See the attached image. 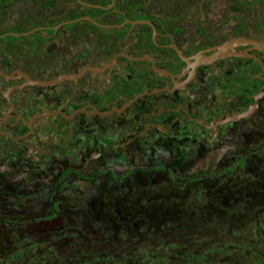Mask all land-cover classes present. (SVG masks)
Returning <instances> with one entry per match:
<instances>
[{
  "label": "flooded vegetation",
  "instance_id": "obj_1",
  "mask_svg": "<svg viewBox=\"0 0 264 264\" xmlns=\"http://www.w3.org/2000/svg\"><path fill=\"white\" fill-rule=\"evenodd\" d=\"M150 1L0 0V264H264V31Z\"/></svg>",
  "mask_w": 264,
  "mask_h": 264
},
{
  "label": "rangeland",
  "instance_id": "obj_2",
  "mask_svg": "<svg viewBox=\"0 0 264 264\" xmlns=\"http://www.w3.org/2000/svg\"><path fill=\"white\" fill-rule=\"evenodd\" d=\"M139 1L141 0H114V6L119 9H128ZM153 6L155 7L153 16L158 23L191 27L194 37H197L198 31L220 29L224 25L231 28L236 25L245 26L247 28L245 31L251 34L256 33V30L264 31V0H151L145 5L147 12ZM246 232L251 233L249 234L251 238L254 236L251 230ZM243 243L259 245L258 257L261 261L264 260V240L259 244L249 240ZM249 252L253 254L254 251L250 248ZM240 255L239 252L233 253L232 262L244 264L245 262L239 261ZM227 261L231 262L230 259ZM207 263L225 264L216 259ZM247 264H253L251 257H248Z\"/></svg>",
  "mask_w": 264,
  "mask_h": 264
},
{
  "label": "water",
  "instance_id": "obj_3",
  "mask_svg": "<svg viewBox=\"0 0 264 264\" xmlns=\"http://www.w3.org/2000/svg\"><path fill=\"white\" fill-rule=\"evenodd\" d=\"M84 6H89V7H94V8H102V6H100V5H93V4H88V3H85V2H81ZM114 6V0H110V3L106 6V7H103L104 9H108V8H111V7H113ZM81 19H84V20H87V21H89V22H91V23H93V24H95V25H100V24H98L96 21H94L93 19H91L90 17H88V16H85V17H82ZM124 23H129V24H147V25H149L151 28H152V35H154L155 34V30H154V28H153V26H152V24L150 23V21H148V20H143V19H138V20H136V21H129V20H125L121 25H123ZM243 40L244 39H238L236 42H235V44H239V43H244L243 42ZM245 41V40H244ZM231 43V42H230ZM230 43H226V44H224V45H221V46H217L216 47V49H217V53H214V54H212V55H210L209 57H208V59L207 60H205V61H209V60H211V59H216V58H219L220 57V53L221 52H223L224 50H226L227 48H229L230 46H231V44ZM248 43H250V44H253V45H255V46H257V47H259L260 45L262 46V47H264V42L262 43V44H258V43H256V42H254V41H248ZM234 44V43H233ZM260 48V47H259ZM213 49V48H212ZM176 51H177V53L179 54V56L180 57H182L183 58V56L180 54V52H179V50H177L176 49ZM237 55H246L245 53H241V54H237ZM197 56L198 55H196V56H194V58H197ZM240 115H244V113H242V114H240ZM235 117H231L230 119H234Z\"/></svg>",
  "mask_w": 264,
  "mask_h": 264
},
{
  "label": "trees",
  "instance_id": "obj_4",
  "mask_svg": "<svg viewBox=\"0 0 264 264\" xmlns=\"http://www.w3.org/2000/svg\"><path fill=\"white\" fill-rule=\"evenodd\" d=\"M85 1H88V2H91V3H94V4H99V5H102V6H105L107 4L110 3V0H85ZM145 0L141 1V2H137L133 5L130 6V8H128V10L130 11H133L135 9H139L143 6V3H144ZM105 2V3H104ZM113 8H116L115 6ZM87 10H90L92 12H96L98 13V15L100 14H104L106 11L102 8H97V9H93V8H85Z\"/></svg>",
  "mask_w": 264,
  "mask_h": 264
}]
</instances>
